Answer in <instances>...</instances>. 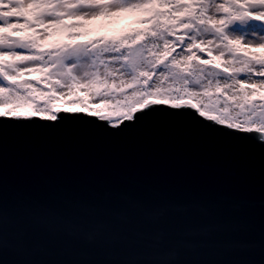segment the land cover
Wrapping results in <instances>:
<instances>
[{
	"label": "water",
	"instance_id": "1",
	"mask_svg": "<svg viewBox=\"0 0 264 264\" xmlns=\"http://www.w3.org/2000/svg\"><path fill=\"white\" fill-rule=\"evenodd\" d=\"M59 115L0 120V264H264L256 137L192 112Z\"/></svg>",
	"mask_w": 264,
	"mask_h": 264
},
{
	"label": "snow or ice",
	"instance_id": "2",
	"mask_svg": "<svg viewBox=\"0 0 264 264\" xmlns=\"http://www.w3.org/2000/svg\"><path fill=\"white\" fill-rule=\"evenodd\" d=\"M123 13L142 26L78 39ZM0 109L46 123L80 111L112 131L192 112L264 143V0H0Z\"/></svg>",
	"mask_w": 264,
	"mask_h": 264
},
{
	"label": "rangeland",
	"instance_id": "3",
	"mask_svg": "<svg viewBox=\"0 0 264 264\" xmlns=\"http://www.w3.org/2000/svg\"><path fill=\"white\" fill-rule=\"evenodd\" d=\"M122 15V14H121ZM120 15V16H121ZM129 15V14H128ZM119 16V17H120ZM117 18V17H116ZM137 18H138V16H137ZM123 26L125 27V28H122L121 26H116V30H117V32L115 33V35H118V34H122V33H125V32H127V31H129L130 30V28H131V22H130V20H126V24H123ZM88 27L91 29V30H95V28H97V26H96V24L93 22L92 24H90V25H88ZM138 27H141V26H138ZM102 33H98V35H97V37L98 36H100ZM84 39H89L88 38V36L87 37H85V38H82L81 40H84ZM107 55H109V54H106V56ZM32 75H39V74H32ZM32 75H29V76H25L24 78L25 79H29V80H31L32 79ZM77 95H79L81 98H85V93L83 92V91H81L80 93H78ZM72 99H75V96H72V97H65V100H72ZM65 100H60V101H54L53 102V104H54V106L55 107H57V108H63V107H71V108H79L80 106L79 105H75V104H65ZM206 102V101H205ZM90 107H97V105H95V104H90L89 105ZM3 109H0V111H2ZM24 110H26V109H17V111H24Z\"/></svg>",
	"mask_w": 264,
	"mask_h": 264
},
{
	"label": "trees",
	"instance_id": "4",
	"mask_svg": "<svg viewBox=\"0 0 264 264\" xmlns=\"http://www.w3.org/2000/svg\"><path fill=\"white\" fill-rule=\"evenodd\" d=\"M162 11H167V9L165 8V9H161ZM135 14V13H134ZM137 16H138V14H136ZM115 19L113 18V19H111V20H107V22L109 23L110 21H114ZM102 23H100V25H101ZM104 24V23H103ZM106 29V28H105Z\"/></svg>",
	"mask_w": 264,
	"mask_h": 264
}]
</instances>
